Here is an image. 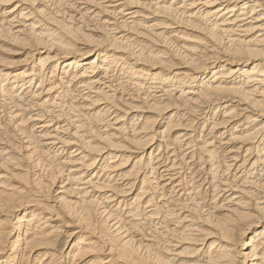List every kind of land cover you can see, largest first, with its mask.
I'll return each instance as SVG.
<instances>
[{
  "label": "bare ground",
  "instance_id": "1",
  "mask_svg": "<svg viewBox=\"0 0 264 264\" xmlns=\"http://www.w3.org/2000/svg\"><path fill=\"white\" fill-rule=\"evenodd\" d=\"M0 264H264V0H0Z\"/></svg>",
  "mask_w": 264,
  "mask_h": 264
},
{
  "label": "rangeland",
  "instance_id": "2",
  "mask_svg": "<svg viewBox=\"0 0 264 264\" xmlns=\"http://www.w3.org/2000/svg\"><path fill=\"white\" fill-rule=\"evenodd\" d=\"M17 59H20V57H14V58H12V60H17Z\"/></svg>",
  "mask_w": 264,
  "mask_h": 264
}]
</instances>
